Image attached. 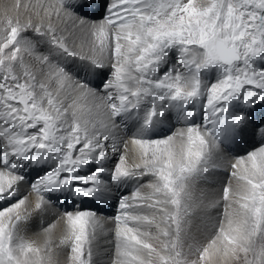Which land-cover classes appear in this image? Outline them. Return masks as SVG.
Returning a JSON list of instances; mask_svg holds the SVG:
<instances>
[{"label": "snow or ice", "instance_id": "snow-or-ice-1", "mask_svg": "<svg viewBox=\"0 0 264 264\" xmlns=\"http://www.w3.org/2000/svg\"><path fill=\"white\" fill-rule=\"evenodd\" d=\"M0 264H264V0L0 3Z\"/></svg>", "mask_w": 264, "mask_h": 264}, {"label": "bare ground", "instance_id": "bare-ground-1", "mask_svg": "<svg viewBox=\"0 0 264 264\" xmlns=\"http://www.w3.org/2000/svg\"><path fill=\"white\" fill-rule=\"evenodd\" d=\"M4 2H11V0H0V3H4ZM222 176H226V173L222 174ZM115 214V213H114ZM108 227H111V222H109ZM39 227L38 225L35 224H31L29 226L28 231L25 233V235L30 238V239H38L37 237V233L39 232ZM61 260H63V256H61Z\"/></svg>", "mask_w": 264, "mask_h": 264}, {"label": "rangeland", "instance_id": "rangeland-1", "mask_svg": "<svg viewBox=\"0 0 264 264\" xmlns=\"http://www.w3.org/2000/svg\"><path fill=\"white\" fill-rule=\"evenodd\" d=\"M115 212H116V210H115Z\"/></svg>", "mask_w": 264, "mask_h": 264}]
</instances>
